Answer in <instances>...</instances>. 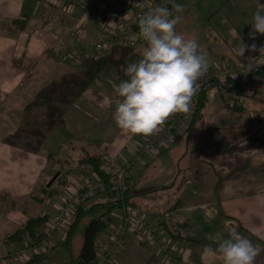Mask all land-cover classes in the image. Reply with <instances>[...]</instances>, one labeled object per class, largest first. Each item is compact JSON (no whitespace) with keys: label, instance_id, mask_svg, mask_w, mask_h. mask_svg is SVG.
I'll use <instances>...</instances> for the list:
<instances>
[{"label":"crops","instance_id":"crops-1","mask_svg":"<svg viewBox=\"0 0 264 264\" xmlns=\"http://www.w3.org/2000/svg\"><path fill=\"white\" fill-rule=\"evenodd\" d=\"M34 1L0 0V264H21L11 254L26 241H6L8 235L30 218L47 216L48 212L51 214L47 222L50 221L64 196L85 187V180L78 173L82 158L100 156L101 167L117 170L148 137L126 134L116 126L113 112L117 93L110 82L117 81L118 85L126 69L118 67L141 59L144 49L129 50L113 42L111 51L91 60V65L87 61L86 68L73 69L77 67L71 66L78 65H66L63 53L81 46L75 44L69 31L34 16ZM199 1H212V5L208 4L210 20L222 24L229 19L235 30L227 41L229 50L216 41L206 45L211 65L238 67L247 62L248 51L244 57L234 51L239 46V36L245 44L264 45V35L256 34L255 40L249 38L253 14L264 0ZM111 2L114 3L105 2L108 9L121 11L125 7L124 0ZM224 3L231 5L232 18L219 12ZM79 19L78 15L68 21L67 29ZM80 22L88 35L85 45L89 41L90 46L97 40L95 25L92 21ZM226 33L222 34L225 38ZM96 62L100 66H94ZM107 64L116 67L107 71ZM106 73L117 74L108 78ZM55 74L59 75L56 82L43 81L44 76ZM239 83V111L226 107L235 94L223 91L222 98L218 93L222 87H208L215 92L211 91L213 95L208 97V89L205 91L189 131L178 130L167 151L145 167L136 166L129 171L130 204H146L148 208L153 206L155 212L162 211L158 214L168 210L166 215L171 214L175 227L163 224L182 240L170 239L161 223L160 227L178 255L174 264H223L220 254L206 252L205 246L216 249L218 238H227L232 228L264 249V82L258 75L244 72ZM9 123L17 127H7L14 132L8 136L4 125ZM48 176L51 179L47 184L52 185L49 192L38 190L39 179ZM56 183L57 191L53 188ZM131 192H137L135 198ZM116 197L119 198L102 194L88 204L90 212L101 210L96 218L99 219L107 204L115 205ZM121 206L108 216V233L97 236L95 249L108 242L120 223ZM86 207L80 206L83 213L78 222L89 212ZM58 241H48L46 252L41 255L49 250L58 253L54 247ZM134 241L130 236L126 238L116 252L117 263L157 264V248ZM56 253L46 262L37 263L35 258L39 255L25 264H58ZM255 264H264V251Z\"/></svg>","mask_w":264,"mask_h":264},{"label":"built area","instance_id":"built-area-1","mask_svg":"<svg viewBox=\"0 0 264 264\" xmlns=\"http://www.w3.org/2000/svg\"><path fill=\"white\" fill-rule=\"evenodd\" d=\"M171 1L142 0L145 5L143 11L155 6L168 7L172 10ZM105 2L114 3L111 0H40L35 3L32 14L43 21L54 24L55 27H60L66 32L69 31L75 44L81 46L80 48L69 51L64 56L72 65L81 66L87 61L99 59L104 54L110 52L113 42H118L129 50L144 48L145 44L143 41L138 40L133 44L129 39L133 33L139 32L138 16L142 10L133 7V4L138 2V0H124L125 7L121 11L108 9ZM77 10L81 11L80 19L67 29V22L74 20L75 16L73 15ZM81 19L84 22L92 21L95 25L97 40L90 46H84L87 43L85 40H87L88 35L86 30L82 29L84 27L83 23L80 22ZM249 54V57L252 59L250 60L248 57L245 64H240V66L235 68L220 64L211 65L207 74L198 81L199 90L192 99L191 111L187 114H175L155 134L148 136L129 160L128 167H136L138 164L142 165L148 159L155 158L159 154L167 151L175 141V133L180 129L186 131V129L190 128L194 114L197 111L199 98L204 87L210 80L219 82L223 78H227L239 83L244 72H250L258 75L260 82H264V54L260 55L259 51L249 52ZM256 64L260 65H257L255 68L254 66ZM250 65L253 66L251 71L249 69ZM124 70L122 72V79L126 80L128 77L125 75ZM111 86L116 87L117 85L115 86L111 83ZM227 106L230 109L240 108L241 103L240 100L232 99L227 101ZM80 170L84 174V189L74 192L71 195L72 197H69L68 194L62 198L60 204L55 206L50 222H46L42 228V239L34 245L24 243L18 250L11 254L14 260L21 264L31 261L35 256L45 253V244L56 236H61L58 239L59 243H65V234L72 226L70 217L74 207L76 206L77 208L82 200L93 195L95 188H99L100 191L105 189L103 183L99 184L100 178L95 172L89 171L84 167ZM101 171H103L102 168ZM125 174L127 175L128 172L123 167L112 174L113 179L108 183L110 190L112 189L121 200L123 199V192L127 187L126 182L124 184V180H126L128 175L125 176L126 178H123ZM93 183L96 184L95 187L91 186ZM124 205L127 204L124 203ZM137 210L131 204L120 210V225L114 228L109 244L103 250L95 252V258L91 264H119L115 260V251L121 248L126 238L132 234L138 236L143 235L144 240L141 241H144L149 246L157 244L155 240H159V248L157 246L155 248H157L156 257L161 260V264H174L177 262L178 255L176 254L175 248L170 244L171 238L168 236L169 239L160 227V223L165 222L167 224V220L165 218L160 219L161 221L158 223L159 228L155 225L150 226L151 230L148 228L150 231L145 232V224L146 222H150V218H146L147 215L141 213L138 208Z\"/></svg>","mask_w":264,"mask_h":264},{"label":"clouds","instance_id":"clouds-1","mask_svg":"<svg viewBox=\"0 0 264 264\" xmlns=\"http://www.w3.org/2000/svg\"><path fill=\"white\" fill-rule=\"evenodd\" d=\"M140 8L138 16L139 32L129 39L135 44L144 42L142 58L129 63L124 70L128 77L122 80L115 91L113 120L126 134L150 136L155 134L175 114L191 111V102L199 90L198 81L211 67L209 54L203 50L195 37L186 38L176 31L185 6L174 4L168 7L155 6L143 11L142 0L133 4ZM252 31L249 38L255 40L256 34L264 35V4H259L253 14ZM239 57L245 51L264 54V45L257 48L255 43L245 44L239 36V46L234 50ZM251 60L252 58L249 57ZM256 64L254 67L256 68ZM253 66H249L251 71ZM218 247L205 246V251L220 254L223 264H255L256 258L264 249L249 238L230 229L227 238L216 241Z\"/></svg>","mask_w":264,"mask_h":264},{"label":"rangeland","instance_id":"rangeland-1","mask_svg":"<svg viewBox=\"0 0 264 264\" xmlns=\"http://www.w3.org/2000/svg\"><path fill=\"white\" fill-rule=\"evenodd\" d=\"M38 1H40V0H36V1H34V3H33V9H34V6H35V3L36 2H38ZM174 4H182V5H184L185 6V11H184V13L182 14V19H181V21L176 25V31L177 32H179V33H183L185 36H186V38H192V37H195L197 40H198V43L200 44V46H201V48L203 49V50H206V45H208V43L209 42H211V41H216L218 44H219V46H221V47H223V48H226L227 50H229V47H228V45H227V41H229L230 40V34L231 33H233V31H235L234 29H233V27H232V25H230V23L228 22L229 21V19H226V23H224V22H222V24L219 22V23H217V22H214L213 20H210V17H209V15H210V13L208 12V4H210V5H212L213 4V2L212 1H210V2H205V3H203V2H201V1H199V0H193V1H189V0H172L171 1V6H173ZM225 7V8H224ZM224 7L222 8L223 10H220L219 12H222L223 14H229L230 15V18H232V16L234 15V12H233V10H232V8H231V5H228V4H225L224 3ZM33 9H32V12H33ZM172 10H173V8H172ZM38 14V13H37ZM79 15V17L81 16V11L80 10H77L76 12H74V15L73 16H78ZM39 15V14H38ZM40 16V15H39ZM41 17V16H40ZM236 21V20H235ZM45 22H47V21H45ZM54 25V24H53ZM82 28V27H81ZM82 29H85V28H82ZM86 30V29H85ZM225 32H227L226 33V35H227V38H225L224 37V35H222L223 33H225ZM87 40H88V38H87ZM251 43H253V42H251ZM89 44H90V42L88 41V46H89ZM84 46H85V44H84ZM111 51V50H110ZM128 52H130L129 50H127ZM67 53V50H65V52L63 53V57H62V60H63V62L66 64V65H72V64H70L65 58H64V56H65V54ZM95 61V60H94ZM90 62V63H89ZM89 62H86L85 64H83V65H81V66H71V67H77V68H73V69H77V70H80L81 68H86V67H84V66H86L88 63H89V65H91V63L93 62V61H89ZM114 64H116V63H114ZM127 66L128 65H122V66H119L118 68L120 69V67L122 68V67H126L127 68ZM106 67H108L106 70L108 71L111 67L112 68H114V67H116V65H113V64H107V66ZM233 68H235V67H233ZM102 69V68H101ZM118 69V70H119ZM60 74V73H59ZM106 74H108L107 75V77L109 78V77H115L116 76V74H114V75H110L109 73H106ZM120 75H121V72H120ZM58 78H59V75H57V74H55V75H49V76H44L43 77V81H52V82H56L57 80H58ZM242 80V79H241ZM110 82L111 83H113L115 86H116V83H117V81H113V80H110ZM235 83H237V82H235ZM237 84H240V83H237ZM215 92V90H213L212 88H209L208 89V97H212V92ZM223 91H225V89H222L221 91L219 90V95L220 94H222V92ZM227 91V90H226ZM226 91L224 92V93H226ZM226 99V98H225ZM228 107V106H227ZM230 109V108H229ZM235 108H233V109H230V110H234ZM4 127L7 129V127H9V130L10 129H12V127H17L16 126V124L15 123H9V124H5L4 125ZM20 129V128H19ZM17 130V134L20 132V130ZM5 130V129H4ZM8 129H7V131H8V136L10 135V132H12V131H9ZM189 131V129H186V131ZM6 131V130H5ZM12 133H14V132H12ZM3 135V134H2ZM6 135V134H5ZM4 135V136H5ZM175 142V141H174ZM174 142H173V144H174ZM172 144V145H173ZM171 145V146H172ZM170 146V147H171ZM164 153V152H163ZM163 153H161V154H163ZM161 154H159L157 157H159ZM134 155V154H133ZM157 157H155V158H157ZM154 158H152V159H148L144 164H142V165H137V166H141V167H145L146 165H147V162L148 161H151V160H153ZM128 165H129V161H127V162H125L120 168H118L117 170H109L108 169V167L106 168L104 165L101 167L100 166V170H101V168H102V170H103V172L104 173H106L108 176H107V178H108V181H107V183H109V181H112V179H113V175L112 174H114L115 172H117V171H119L120 169H122L123 167L125 168V169H127V172H128V174L127 175H129V171L131 170V169H133L134 167H131V166H129L128 167ZM73 166L75 167V166H77V164H73ZM79 167H78V173H79V175H80V177L82 176V178L84 179V176H83V174L79 171L80 169H81V167H85L86 168V166H84V165H78ZM131 167V168H130ZM57 168V167H56ZM88 169V168H87ZM92 171V170H91ZM126 174L123 176V178L125 177V176H127ZM126 178V177H125ZM50 177L48 176V179L47 178H44V179H39V183H38V190H43V191H46V193H47V191L48 190H50V187L52 186L51 184H47L49 181H50ZM43 180H45V181H43ZM127 180H128V176H127V178H126V180H124V184H125V182H126V189L125 190H129V188H128V185H127ZM53 182V181H52ZM51 182V183H52ZM99 184H102V181H101V179H99ZM95 183H93V184H91V186H93V187H95ZM59 186H58V184L56 183V184H54L53 185V188H54V190H56L57 191V188H58ZM128 188V189H127ZM84 189V188H83ZM83 189H81V190H83ZM102 189V188H101ZM37 190V191H38ZM125 190H124V192H125ZM36 191V193H38ZM109 191L111 192V194H114V192L112 191V189L110 190L109 189ZM123 192V193H124ZM133 192V191H132ZM131 192V195H133L134 196V198L136 197L135 195L137 194V192H135V193H132ZM83 193V192H82ZM39 195H40V192L38 193ZM37 194V195H38ZM41 194H43V193H41ZM102 194H106L107 196H108V198H109V195H110V198H111V194L108 192V191H105V189L103 190H101L100 191V189L99 188H95V191H94V193H93V195H91V196H89V197H87L85 200H82V202L78 205V207L76 208V206L74 207V209H73V212H72V215H71V217H70V223L72 224L74 221H75V219H76V215L78 214V213H83V212H78V210H81L80 209V206H84V207H88V204H90L93 200H95V199H98L100 196H102ZM44 195H46V194H44ZM72 194H69V197H72L71 196ZM47 196V195H46ZM48 198L50 197V196H47ZM31 199L32 200H36L34 197H31ZM46 199V198H45ZM174 202V201H173ZM173 202H171L172 204H173ZM60 204V203H59ZM59 204H56V205H59ZM136 205V204H135ZM134 205V206H135ZM144 206L142 207V205L140 206V205H136V206H138V208H140V212L141 213H143V214H145V215H147L146 216V218L147 217H149L150 218V222H146V224H145V227H146V229H145V232H149L150 230H151V228H150V226H157L158 228H159V220L160 219H162V218H165L166 220H167V226L168 227H170V228H174L175 227V225L173 226V224H174V222H173V220L171 219V214L170 215H166L167 213H169L168 211L167 212H165V214L163 213L162 215L161 214H158V213H160V212H162V211H157V212H155V211H153V206H151L150 208H148V206L149 205H146V204H143ZM90 206V205H89ZM110 205H108L107 204V206L105 207V209H108V208H110L109 207ZM127 207V206H129V204H127V205H122L121 206V209L123 208V207ZM86 207V208H87ZM104 207V206H103ZM75 208H76V210H75ZM90 207H88V209H89ZM136 208V207H135ZM87 209V211H89L86 215H84V216H82V219L80 220V222H78V224H77V228H76V230H75V232L72 234V236H71V240L69 239V240H67V238H68V233H69V231H70V229H69V231H67L66 232V234H65V242L66 243H63L62 245L59 243V241H58V243H57V245L56 246H54V247H56L57 249H58V253H56V251L54 250L53 252H51V250H49V252L47 253V254H44V255H41V256H39V257H37V258H35V259H37V260H39L37 263H41V262H46L45 260L47 259V258H49L51 255L52 256H55V253H56V257L60 260L59 262H58V264H75L76 263V261H77V257H78V255H79V249H80V247H81V245H82V241H83V234H84V229H85V227L89 224V222L91 221V220H93V219H96V218H98V215H99V213H101V210L100 211H97V212H94V213H91L90 212V209L88 210ZM119 209V208H118ZM75 210V211H74ZM136 210H137V208H136ZM156 210H158V208H156ZM116 211H119V210H116ZM138 211V210H137ZM105 212V211H104ZM103 212V213H104ZM151 213V214H150ZM50 212H48V217L50 216ZM153 217V218H151V217ZM165 219H163V220H165ZM48 222H50V221H48ZM173 222V223H172ZM153 223V224H152ZM120 225V223L118 224V226ZM118 226H116L115 228H117ZM76 227V226H75ZM111 227V226H110ZM112 228V227H111ZM148 228H150V230L148 229ZM110 230V229H109ZM111 232V231H110ZM158 232V231H157ZM102 233V232H101ZM108 233V230L106 231V230H104L103 231V234H107ZM113 235V233L110 235V237H109V240H108V242L102 247V245H97V246H99L97 249H95V251L96 252H99V251H101V250H103V248L106 246V245H108L109 244V242H110V238H111V236ZM130 237H132L134 240H136V241H134V242H136L137 244H138V242L139 243H144L145 244V242L144 241H141V240H144V236L143 235H141V236H138V235H134V234H132V235H129ZM61 237V236H60ZM60 237L59 236H56L55 238H53V239H51L50 240V242L51 241H54V243H55V240H58V239H60ZM42 239V238H41ZM68 241V242H67ZM155 241H157V244H155V245H153L152 246V248H154L155 246H157V248H159V240H155ZM125 242H126V240H125ZM125 242H124V244H125ZM25 243H28L29 244V242H25ZM124 244H123V246H124ZM30 245H34V244H30ZM68 245H69V247H68ZM146 245V244H145ZM122 246V247H123ZM140 246H142V245H140ZM66 247H68V248H66ZM121 247V248H122ZM121 248H119V249H117L116 251H115V255H116V252H118L119 250H121ZM55 249V248H54ZM116 257V256H115ZM139 257V259H141L142 260V258L140 257V256H138ZM150 257V256H149ZM151 258V257H150ZM34 259V258H33ZM34 259V260H35ZM157 264H161L160 263V260L159 259H157V262H156ZM25 264V263H24ZM45 264V263H44Z\"/></svg>","mask_w":264,"mask_h":264},{"label":"trees","instance_id":"trees-1","mask_svg":"<svg viewBox=\"0 0 264 264\" xmlns=\"http://www.w3.org/2000/svg\"><path fill=\"white\" fill-rule=\"evenodd\" d=\"M14 24V23H13ZM102 63V62H101ZM100 62H96L94 64V66L98 67ZM101 69V68H99ZM220 86L222 88H218L220 89V91L222 89H225V91H230L233 94L236 95V97H234L235 100H239L237 98V96H241L242 94V88L240 86V84L235 83L234 81H231L227 78H223L221 81H213L210 80L208 82V84L204 87V90L200 96V100L203 98L205 91L208 89V87H212V86ZM221 97L223 98L222 94ZM199 100V103H200ZM199 105V104H198ZM227 107V105H226ZM241 109L240 108H235L234 110H232V112H236L239 111ZM223 151V150H215V152H219ZM102 160L100 156H85L84 158H82L79 161V165H84L86 166V168H91V170L93 172H95L99 178L101 179L102 183L105 186V189L111 194V192L109 191V186H108V178H107V174L104 173L103 171L100 170V166H101ZM61 185L63 184L62 182H59ZM49 192V191H48ZM52 191H50L49 194H51ZM115 195L116 194H112ZM124 195V199L121 200L120 198L116 197V201L114 202L115 205L111 206L110 208L106 209L105 212L100 216L99 219H94L91 220L89 222V224L85 227L84 229V234H83V242H82V247L80 250V254L78 257V260L75 264H91L95 258V241L97 236L103 232L104 230H106L107 226H108V216L111 214V212L115 209V208H119L121 206V203H128L130 204V200H128V190H125V192L123 193ZM115 198V197H114ZM176 207V206H175ZM95 207H92V210ZM177 208H173V210H176ZM169 211V210H168ZM78 212H80L78 210ZM82 212V211H81ZM82 213H78L76 215V219L75 221L72 223V226L70 228V231L68 233V238L67 240L70 239L74 227L76 226L79 218L81 217ZM48 217L47 216H42V217H33L30 218L23 226H21L19 229H17L13 234L8 235L6 237V241H13V242H18V243H23V242H29V244H36L38 243L41 238H42V228L43 225L47 222ZM163 228L165 229L167 235L175 240H182L181 238H179L174 232H172L170 230V228H168L166 225H164L162 223ZM180 226V227H184ZM68 242V241H67ZM66 243V242H65Z\"/></svg>","mask_w":264,"mask_h":264},{"label":"bare ground","instance_id":"bare-ground-1","mask_svg":"<svg viewBox=\"0 0 264 264\" xmlns=\"http://www.w3.org/2000/svg\"><path fill=\"white\" fill-rule=\"evenodd\" d=\"M143 49H144V48H143ZM68 52H69V51H68ZM68 52H67V53H68ZM81 168H82V167H81ZM84 168H85V167H84ZM86 169H87V168H86ZM79 171L81 172V170H79ZM81 173H82V172H81ZM82 174H83V173H82ZM83 176H84V174H83Z\"/></svg>","mask_w":264,"mask_h":264}]
</instances>
